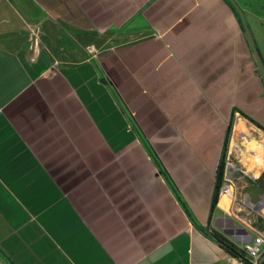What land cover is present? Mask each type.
Returning a JSON list of instances; mask_svg holds the SVG:
<instances>
[{"label": "crops", "instance_id": "obj_1", "mask_svg": "<svg viewBox=\"0 0 264 264\" xmlns=\"http://www.w3.org/2000/svg\"><path fill=\"white\" fill-rule=\"evenodd\" d=\"M241 113L264 128L225 0H0V264H245L209 236L264 229V130Z\"/></svg>", "mask_w": 264, "mask_h": 264}, {"label": "trees", "instance_id": "obj_2", "mask_svg": "<svg viewBox=\"0 0 264 264\" xmlns=\"http://www.w3.org/2000/svg\"><path fill=\"white\" fill-rule=\"evenodd\" d=\"M225 1L231 7V9L234 12V14L236 15L238 21L241 23L240 18L238 16V14L236 13V11L234 10V8L232 7V5L227 0H225ZM241 115L244 118H246L248 121L253 123L259 129H263L264 130V128H262L261 125H259L257 122H255L254 120L249 118L244 113H241ZM241 126L242 125H239V127H241ZM230 135H231V122L228 125V127L226 129L225 136H224V142H223L221 158H220V162H219L218 168H217V173H216V178H215V185H214V191H213L212 199H211V206H210L211 211H213L215 209L216 204H217V200H218V196H219V193H220V187H221V184H222V181H223V176H224V171H225V161H224V159H225V155H226L228 144H229V140H230ZM242 139H243V142L245 144V149L246 150H247V146H255L258 142H260V141L255 140L252 136L247 135L245 132H243ZM251 141H252V144H250ZM254 155H256V154H254ZM256 156H260V157L264 158V154L256 155ZM255 163H256V166H258V167L262 166L256 160H255ZM263 178H264V172L262 173V175L257 180V183L262 188H264V182H262ZM263 203H264V200L258 206H256V208H259ZM209 236H210V239L212 241H214L217 245H219L230 256H232L234 258H240L245 264H253V262L250 260V258L247 255V253L243 249H241L239 246H237L235 243H233L228 237L223 235L222 233L217 232V231H212Z\"/></svg>", "mask_w": 264, "mask_h": 264}, {"label": "built area", "instance_id": "obj_3", "mask_svg": "<svg viewBox=\"0 0 264 264\" xmlns=\"http://www.w3.org/2000/svg\"><path fill=\"white\" fill-rule=\"evenodd\" d=\"M34 45L38 44L37 37L33 39ZM225 174L223 176V181L221 184L220 191L221 193L230 196V185L232 182V173L234 172V167L230 160H226L225 162ZM262 247H264V229L259 232L258 236L254 239L253 242H246L243 245V250L247 253L250 259L257 264V260L262 252Z\"/></svg>", "mask_w": 264, "mask_h": 264}, {"label": "rangeland", "instance_id": "obj_4", "mask_svg": "<svg viewBox=\"0 0 264 264\" xmlns=\"http://www.w3.org/2000/svg\"><path fill=\"white\" fill-rule=\"evenodd\" d=\"M263 5H264V0H256V5L253 9L258 15H262L261 8ZM246 21H247L248 27L250 29V32L252 34L255 45H256L257 49L260 51V54H261L260 56H262V58L264 60V40L262 41L260 39V36H259L260 34L264 36V20L263 21L261 19L256 20V19H253L250 15H248L246 17ZM254 174H256V173L254 172ZM256 209L258 210L259 215L261 214L264 217V203L259 208H256ZM251 214L253 216H258L257 213H254V212ZM261 215H260V217H261ZM249 235L252 237L251 234H249ZM237 245H238V243H237Z\"/></svg>", "mask_w": 264, "mask_h": 264}, {"label": "water", "instance_id": "obj_5", "mask_svg": "<svg viewBox=\"0 0 264 264\" xmlns=\"http://www.w3.org/2000/svg\"><path fill=\"white\" fill-rule=\"evenodd\" d=\"M227 1L232 5V7L234 8V10L236 11V13L238 14V16L240 18V21H241L242 27L244 29L247 41H248L250 49L252 51L253 58L256 62L258 71L260 73L261 79H262L263 84H264V63L261 59L259 51L255 45L252 34H251L250 29L248 27L245 13L240 8V6L238 5V3L235 0H227ZM257 264H264V254L258 259Z\"/></svg>", "mask_w": 264, "mask_h": 264}, {"label": "bare ground", "instance_id": "obj_6", "mask_svg": "<svg viewBox=\"0 0 264 264\" xmlns=\"http://www.w3.org/2000/svg\"><path fill=\"white\" fill-rule=\"evenodd\" d=\"M250 144H252V141H251V143ZM250 149V151H251V148H249ZM256 150H258V151H256ZM256 151V152H255ZM253 152H254V154H256V155H261V154H264V149H253ZM225 196H227V195H225ZM225 196H223V199L225 200V202H226V208L228 207V205H229V203H230V200L227 198V197H225Z\"/></svg>", "mask_w": 264, "mask_h": 264}, {"label": "flooded vegetation", "instance_id": "obj_7", "mask_svg": "<svg viewBox=\"0 0 264 264\" xmlns=\"http://www.w3.org/2000/svg\"><path fill=\"white\" fill-rule=\"evenodd\" d=\"M262 182H264V178L262 179Z\"/></svg>", "mask_w": 264, "mask_h": 264}]
</instances>
